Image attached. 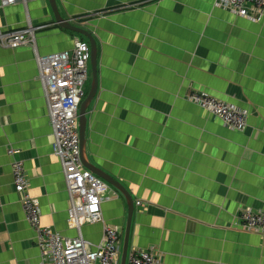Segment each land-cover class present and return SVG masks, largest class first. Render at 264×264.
I'll list each match as a JSON object with an SVG mask.
<instances>
[{"label": "crops", "instance_id": "1", "mask_svg": "<svg viewBox=\"0 0 264 264\" xmlns=\"http://www.w3.org/2000/svg\"><path fill=\"white\" fill-rule=\"evenodd\" d=\"M56 1L97 41L84 158L131 194L129 252L151 249L162 264H264V235L238 224L240 212L264 213V13L243 18L217 0ZM29 23L40 27L33 45L0 46V264L42 263L14 159L25 166L42 225L77 236L37 54L72 51L81 37L57 24L49 0L0 7L1 31ZM192 92L245 111L247 129L227 128L187 100ZM102 209L105 223L125 233L126 197ZM82 234L99 244L103 225L86 224Z\"/></svg>", "mask_w": 264, "mask_h": 264}, {"label": "built area", "instance_id": "2", "mask_svg": "<svg viewBox=\"0 0 264 264\" xmlns=\"http://www.w3.org/2000/svg\"><path fill=\"white\" fill-rule=\"evenodd\" d=\"M19 2L26 3V0H0V7ZM216 5L243 18L253 17L252 13H264V0H217ZM39 29L40 27H31L29 30H0V46L14 49L33 45L36 42L35 32ZM90 59V44L81 39L75 42L72 51L37 54L39 78L53 129V147L65 171L69 195L68 223L77 231L76 237H65L54 232L51 227L42 225L40 203L30 195L25 166L22 161L14 159V187L21 196L26 219L36 233V245L42 256L41 264H120L122 230L121 227L105 223L102 209L103 203L116 199L119 194L87 169L82 159L79 109L86 97ZM188 99L219 118L229 129L244 131L248 127L247 113L234 105L207 93L192 92ZM9 153L15 156L17 152L10 149ZM137 204L141 205L140 202ZM86 224L103 225L101 243L95 244L84 239L82 228ZM238 224L246 231L264 235L262 212H240ZM127 263L162 264L151 249L129 252Z\"/></svg>", "mask_w": 264, "mask_h": 264}, {"label": "water", "instance_id": "3", "mask_svg": "<svg viewBox=\"0 0 264 264\" xmlns=\"http://www.w3.org/2000/svg\"><path fill=\"white\" fill-rule=\"evenodd\" d=\"M49 3L51 5V8L53 10L55 19L57 24L69 31L75 32L85 38L88 39L90 46H91V74H92V83L90 91L87 95V97L83 100V102L80 105V138H81V148H82V159L85 167L92 171L95 175L102 178L104 181H106L109 185L120 191L128 200L129 204V217L126 225L125 235H124V241H123V248H122V256H121V262L120 264H127V257L129 252V239H130V231H131V219L133 215L134 210V201L131 197V194L129 191L118 181H116L114 178H112L107 173L103 172L102 170L94 167L91 165L88 161L84 158V150H85V144H86V131H87V114L88 109L91 105V103L94 101L97 92H98V86H99V78H98V45L97 41L92 34L91 31L78 27L71 23V21L64 19L60 12L57 5L56 0H49Z\"/></svg>", "mask_w": 264, "mask_h": 264}, {"label": "rangeland", "instance_id": "4", "mask_svg": "<svg viewBox=\"0 0 264 264\" xmlns=\"http://www.w3.org/2000/svg\"><path fill=\"white\" fill-rule=\"evenodd\" d=\"M99 14H101V13H95V14H90V16L91 15H93L94 17H99ZM92 17V16H91ZM31 27H34V28H37L36 26H32L30 23H29V25H28V27L27 28H25L26 30H29ZM85 38V37H84ZM85 41L87 40L88 41V39L86 38V39H84ZM89 42V41H88ZM90 81H89V83H88V85H87V87H86V91H88L89 92V90H90V86H91V83H92V74H91V64H90ZM187 100L189 101V99H188V96H187ZM189 102H191V101H189ZM192 103V102H191ZM116 191V190H115ZM119 195H120V193L118 192V191H116ZM140 203L142 204V202L140 201ZM122 230V229H121ZM124 232H123V230H122V238H123V240H124ZM161 262V261H160Z\"/></svg>", "mask_w": 264, "mask_h": 264}, {"label": "clouds", "instance_id": "5", "mask_svg": "<svg viewBox=\"0 0 264 264\" xmlns=\"http://www.w3.org/2000/svg\"><path fill=\"white\" fill-rule=\"evenodd\" d=\"M81 40H82V39H81ZM83 41H85V40H83ZM86 42H87V41H86ZM88 43H89V42H88ZM89 44H90V43H89ZM90 47H91V46H90ZM87 93H89V92L87 91ZM87 93H86V94H87ZM86 97H87V96H86ZM86 97H85V98H86ZM85 98H84V99H85ZM82 102H83V101H82ZM79 120H80V119H79ZM79 122H80V121H79ZM80 139H81V138H80ZM81 149H82V148H81ZM96 176H97V175H96ZM98 177H99V176H98ZM99 178H100V177H99ZM101 179H102V178H101ZM105 182H106V181H105ZM110 187L113 188L114 190L118 191L117 189H115V188L112 187L111 185H110ZM118 192L121 193L120 191H118ZM121 194H122V193H121ZM119 227H120V226H119ZM123 241H124V240H123V238H122V248H123ZM122 248H121V256H122ZM128 254H129V252H128ZM127 261H128V257H127ZM120 262H121V258H120Z\"/></svg>", "mask_w": 264, "mask_h": 264}, {"label": "trees", "instance_id": "6", "mask_svg": "<svg viewBox=\"0 0 264 264\" xmlns=\"http://www.w3.org/2000/svg\"><path fill=\"white\" fill-rule=\"evenodd\" d=\"M81 37L82 40L86 39L83 36L79 35ZM87 41V40H86ZM88 42V41H87ZM87 93V92H86ZM88 95V93L86 94V96Z\"/></svg>", "mask_w": 264, "mask_h": 264}]
</instances>
